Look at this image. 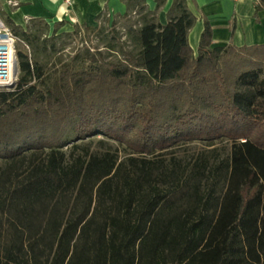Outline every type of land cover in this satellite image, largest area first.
Here are the masks:
<instances>
[{"label": "trees", "instance_id": "trees-1", "mask_svg": "<svg viewBox=\"0 0 264 264\" xmlns=\"http://www.w3.org/2000/svg\"><path fill=\"white\" fill-rule=\"evenodd\" d=\"M145 1L111 23L110 60L51 63L66 33L8 23L29 50L0 89V264H264V45L213 47L205 22L195 54L186 0L166 25Z\"/></svg>", "mask_w": 264, "mask_h": 264}, {"label": "crops", "instance_id": "crops-1", "mask_svg": "<svg viewBox=\"0 0 264 264\" xmlns=\"http://www.w3.org/2000/svg\"><path fill=\"white\" fill-rule=\"evenodd\" d=\"M159 0H146L148 10L157 13L160 24L166 25L175 0H166L157 8ZM188 10L197 18L189 32V44L197 54L205 22L212 29L213 47L234 45L252 47L264 45V0H186ZM257 4L261 7L258 9ZM128 11L126 0H77L67 6L62 0H0V18L9 26L27 30L34 22L61 27L65 31L75 27H97L103 17L111 21ZM115 19V20H114Z\"/></svg>", "mask_w": 264, "mask_h": 264}, {"label": "rangeland", "instance_id": "rangeland-1", "mask_svg": "<svg viewBox=\"0 0 264 264\" xmlns=\"http://www.w3.org/2000/svg\"><path fill=\"white\" fill-rule=\"evenodd\" d=\"M115 20V19H114ZM117 21V19L115 20ZM0 22L2 23V27L0 29V32H2V37L6 40V42L3 44L4 46H13L14 49V69L13 72L9 75L8 80L10 79L9 84L6 86H10L12 89L16 85L19 76H20V70H19V61H18V49L22 48L23 50L28 51V47L19 39L17 38L11 29L8 27L7 24L0 18ZM32 26V25H31ZM99 27L95 32L91 33L89 36L86 32L81 31L78 34L75 32V29H72L70 31H65L61 27H58L59 30L57 35L62 34L59 37L51 38L47 40L48 44V53L50 54L51 63H58V62H66L69 61L76 53L83 51L85 48H90L91 51H95L96 49H99L102 51L104 56L107 60H110L113 56V54H110L106 48H105V37L108 35V40H112L114 33L111 30V21L106 24L102 21H100L97 25ZM54 26H50V34L49 37H51V32ZM116 29L118 31H122V21L118 20ZM104 31V33H102ZM5 86V85H0ZM7 89V88H6ZM98 139H102L101 136H99ZM96 142V140H95ZM112 143V142H111ZM114 147H117L116 144L112 143ZM230 144L226 142H220L216 145V150L218 155H226L230 151ZM203 150H206L205 144L200 142H193L191 144H188L184 146L183 148L179 149L177 152L178 158L182 161L183 164L188 163L189 161L193 160L199 153H201ZM120 154L122 158H125L127 156V153L123 148L120 149Z\"/></svg>", "mask_w": 264, "mask_h": 264}, {"label": "built area", "instance_id": "built-area-1", "mask_svg": "<svg viewBox=\"0 0 264 264\" xmlns=\"http://www.w3.org/2000/svg\"><path fill=\"white\" fill-rule=\"evenodd\" d=\"M63 3L67 6H72L77 0H62ZM233 1H239V0H233ZM255 2L258 3L259 0H253ZM2 23L0 22V29L2 27ZM2 32H0V38H2V40H0V51H5L7 55H5V58L3 60V64H4V70H0V85H5V86H0V89H8L11 88L10 86H6V85H10V79L8 80L9 75L13 72L14 67V49L13 46L11 45H7L4 46L3 44L6 42V40L4 39V37H2Z\"/></svg>", "mask_w": 264, "mask_h": 264}, {"label": "bare ground", "instance_id": "bare-ground-1", "mask_svg": "<svg viewBox=\"0 0 264 264\" xmlns=\"http://www.w3.org/2000/svg\"><path fill=\"white\" fill-rule=\"evenodd\" d=\"M0 40H2V38H0ZM5 55H7L5 51H0V70L1 72L2 70H4L3 60L5 58Z\"/></svg>", "mask_w": 264, "mask_h": 264}]
</instances>
